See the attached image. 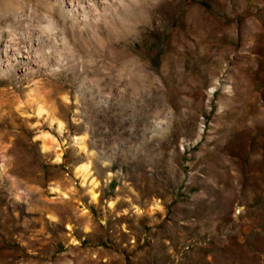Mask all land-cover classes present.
<instances>
[{
    "label": "rangeland",
    "instance_id": "374dc122",
    "mask_svg": "<svg viewBox=\"0 0 264 264\" xmlns=\"http://www.w3.org/2000/svg\"><path fill=\"white\" fill-rule=\"evenodd\" d=\"M0 264H264V0H0Z\"/></svg>",
    "mask_w": 264,
    "mask_h": 264
},
{
    "label": "bare ground",
    "instance_id": "6f19581e",
    "mask_svg": "<svg viewBox=\"0 0 264 264\" xmlns=\"http://www.w3.org/2000/svg\"><path fill=\"white\" fill-rule=\"evenodd\" d=\"M39 114H41V111L39 112ZM53 120V119H52ZM55 123V122H54ZM58 129L60 130V131H62L64 128H63V125H62V123H60L59 121H58ZM41 137L43 138V143H44V145H43V149L44 150H48V148L50 147H48V145H47V143H54V144H56V139L55 138H53L52 137V135H50L49 133H43L42 135H41ZM53 145V144H52ZM52 148V147H51ZM50 148V149H51ZM59 157H60V155H58V157H57V159H59ZM78 170L83 174V178H84V180H88L89 178H90V176H91V170H90V168H89V165H81L79 168H78ZM92 184H95L93 181H92ZM95 188H96V185H94V187H93V189H92V191H91V194H92V198L94 199V200H97L98 199V194L96 193V191H95Z\"/></svg>",
    "mask_w": 264,
    "mask_h": 264
}]
</instances>
